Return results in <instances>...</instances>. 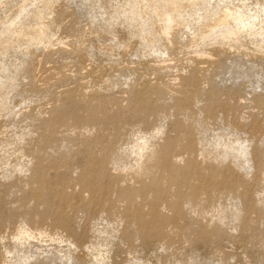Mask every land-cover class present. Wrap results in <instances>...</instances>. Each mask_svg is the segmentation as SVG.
<instances>
[{
    "label": "rangeland",
    "instance_id": "1",
    "mask_svg": "<svg viewBox=\"0 0 264 264\" xmlns=\"http://www.w3.org/2000/svg\"><path fill=\"white\" fill-rule=\"evenodd\" d=\"M0 264H264V0H0Z\"/></svg>",
    "mask_w": 264,
    "mask_h": 264
}]
</instances>
